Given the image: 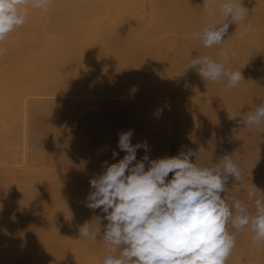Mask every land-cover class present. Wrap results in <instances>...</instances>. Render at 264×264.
I'll list each match as a JSON object with an SVG mask.
<instances>
[{
  "label": "bare ground",
  "instance_id": "bare-ground-1",
  "mask_svg": "<svg viewBox=\"0 0 264 264\" xmlns=\"http://www.w3.org/2000/svg\"><path fill=\"white\" fill-rule=\"evenodd\" d=\"M131 1L49 0L0 41V264H103L118 255L101 239L106 214L86 199L102 163L126 154L118 140L129 130L131 143L150 145L137 160L191 149L199 155L191 162L211 167L229 155L243 181L230 177L222 198L251 209L252 185L264 196V132L255 141L254 129L237 127L264 103V5L247 3L243 23L254 30L245 38L243 23H233L222 45L205 48L194 34L206 12H141ZM221 48L236 53L225 64L242 73L235 88L186 69L189 53L217 59ZM97 216V239L80 237L84 223L98 227ZM256 257L231 255L226 264Z\"/></svg>",
  "mask_w": 264,
  "mask_h": 264
},
{
  "label": "clouds",
  "instance_id": "clouds-1",
  "mask_svg": "<svg viewBox=\"0 0 264 264\" xmlns=\"http://www.w3.org/2000/svg\"><path fill=\"white\" fill-rule=\"evenodd\" d=\"M48 3L0 0V41L24 25L29 8L43 9ZM202 7L207 13L205 26L194 38L205 48L222 45L230 24L243 23L248 15L241 0H220L218 5L217 0H204ZM252 30L250 23H243L240 38ZM235 55L230 48H221L217 59L189 53L186 69H197L210 82L226 78L227 87L235 88L244 80L242 73L225 68ZM244 123L247 127L264 124V103L249 112ZM132 136V130L119 134L118 148L126 154L116 163L104 161L105 171L89 181L94 191L89 192L86 207L106 214L103 219L108 223L101 239L119 250L115 256L106 254L103 264H226L237 232L248 228L254 246L264 242V196H257L259 190L252 185L247 193L251 209L241 200L221 196L227 192L230 177L243 181L232 156L225 155L211 167L191 162L193 156L199 159L191 149L172 157L150 160L144 155L137 160V150L147 153L150 145L146 141L133 144ZM117 155L114 151L113 157ZM95 222V229L88 222L80 226V237L97 239L101 217Z\"/></svg>",
  "mask_w": 264,
  "mask_h": 264
},
{
  "label": "rangeland",
  "instance_id": "rangeland-1",
  "mask_svg": "<svg viewBox=\"0 0 264 264\" xmlns=\"http://www.w3.org/2000/svg\"><path fill=\"white\" fill-rule=\"evenodd\" d=\"M132 1H134L133 6L136 4L135 5V6H137L136 9L139 7L138 10L141 11V7H142V9L147 10V11H151V10L154 11L155 10L154 11L155 14L156 13H161V11L163 12V10H164V12H167V11L169 12L170 9L171 10H177V12H175V13H180L181 12L183 14L185 12L184 10H186L188 15H191V13L192 14L196 13V12L198 13V11L199 12H205V10L202 7L204 0H132ZM250 1L252 3H250L249 0H245V2H244V0H242V4L244 3L242 6L245 7L244 5H246L245 8H253V7H255V5H256V7H258L259 5H264V0H258V1L257 0H250ZM260 1H261V4L260 3L258 4V2H260ZM158 2H159V4H158ZM219 2H220V0H217V5L219 4ZM142 3H144V4H142ZM247 3H250L248 5L253 6V7H248ZM193 9H194V11H193ZM178 10H182L183 12L182 11H178ZM187 10L188 11L190 10V11L188 12ZM218 10L219 9L217 8V11ZM143 14H146V12L144 11ZM245 114L242 117L239 118V124L237 125V127H243V123H244V121L246 120V117H247V115H245ZM245 126H246V124H245ZM251 128L254 129L253 132H257V133H255L257 135L253 134L251 136L252 140L255 139V141H256L257 138L258 139L263 138V136L262 137L261 136L258 137V135H260V132H262V133L264 132V124L260 125L259 127L252 126ZM262 133H261V135H263ZM256 136H257V138H256ZM249 142H252V141H249ZM240 154L242 155V153H240ZM254 162H256V160H254ZM254 162H253V160L251 158L249 160V162L243 163V165H248L249 166L251 164H255ZM250 182H252L251 179L247 180L245 183H243V185L244 184L248 185ZM237 186H233V187L237 188ZM239 186H241V185H239ZM243 230L246 231L247 234L245 236H240V237H238L236 239V246L232 250L230 256L231 255H233V256H236V255L237 256H243L244 254L245 255L253 254V255H257V257H256V259L254 260V262L252 264H264V242H261V243H259V244L254 246L252 244V235L253 234L250 232V230L248 228H245Z\"/></svg>",
  "mask_w": 264,
  "mask_h": 264
}]
</instances>
